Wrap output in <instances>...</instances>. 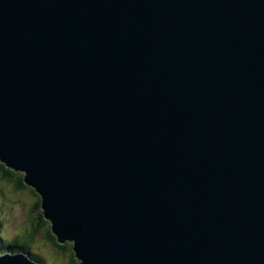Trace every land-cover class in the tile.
I'll list each match as a JSON object with an SVG mask.
<instances>
[{
    "label": "water",
    "instance_id": "water-1",
    "mask_svg": "<svg viewBox=\"0 0 264 264\" xmlns=\"http://www.w3.org/2000/svg\"><path fill=\"white\" fill-rule=\"evenodd\" d=\"M0 163L77 264H264V0H0Z\"/></svg>",
    "mask_w": 264,
    "mask_h": 264
},
{
    "label": "rangeland",
    "instance_id": "rangeland-1",
    "mask_svg": "<svg viewBox=\"0 0 264 264\" xmlns=\"http://www.w3.org/2000/svg\"><path fill=\"white\" fill-rule=\"evenodd\" d=\"M31 189L26 187L16 191L12 183L0 180V230L5 235L6 241L26 236L33 231L32 224L39 218L40 208L35 207L38 195L31 192ZM31 219H33L32 223ZM46 227L49 228V224ZM36 230L34 241L28 246L31 254L39 257L43 264H71L67 253L59 252L44 239L43 229L37 227ZM62 245L72 246L68 241Z\"/></svg>",
    "mask_w": 264,
    "mask_h": 264
},
{
    "label": "trees",
    "instance_id": "trees-1",
    "mask_svg": "<svg viewBox=\"0 0 264 264\" xmlns=\"http://www.w3.org/2000/svg\"><path fill=\"white\" fill-rule=\"evenodd\" d=\"M23 174L20 172H14L8 168H6L2 163H0V180L6 182V183H12L14 189L16 191H20L23 189H26L27 186H25L22 183L23 180ZM31 192L35 193L33 189H31ZM37 202L35 207L40 208V198L39 196L36 197ZM37 221H39L37 223ZM33 222V219H31V223ZM49 223L46 222L43 219L42 213L40 211L39 218H37L36 221L33 222L32 226V232L28 233L26 236L17 237L11 240H5V235L0 230V254L1 253H23L26 256H28L31 260H33L36 264H43L42 260L37 257L36 255H33L29 252L28 246L34 241V235L36 233L37 227L40 229H43L44 231V239L49 242L51 245L54 246L59 252L61 253H67L69 256V260L71 264H77L70 245H58L56 243V238L50 233L49 228L46 226ZM50 227V226H49Z\"/></svg>",
    "mask_w": 264,
    "mask_h": 264
},
{
    "label": "bare ground",
    "instance_id": "bare-ground-1",
    "mask_svg": "<svg viewBox=\"0 0 264 264\" xmlns=\"http://www.w3.org/2000/svg\"><path fill=\"white\" fill-rule=\"evenodd\" d=\"M37 194V193H36Z\"/></svg>",
    "mask_w": 264,
    "mask_h": 264
}]
</instances>
